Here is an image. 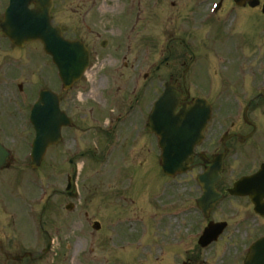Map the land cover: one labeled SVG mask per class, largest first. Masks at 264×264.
Here are the masks:
<instances>
[{
	"label": "rangeland",
	"instance_id": "rangeland-1",
	"mask_svg": "<svg viewBox=\"0 0 264 264\" xmlns=\"http://www.w3.org/2000/svg\"><path fill=\"white\" fill-rule=\"evenodd\" d=\"M210 4L211 3H208L207 0H55V7L53 11L54 16H56V22L59 23L65 30H67L69 33L74 32L75 36L78 38L81 35L84 37L89 47L93 49V59L99 61L100 64L103 61L105 64L108 62L106 59L108 58V53L117 56V61L127 60L130 63L140 62L139 59L143 53L148 55V59L146 58L147 60L145 59V61L141 60L142 63L140 64L151 67L153 64H158V58L160 60L161 57L167 56L169 54V50L165 52V46L170 39L169 35L173 33L178 34V28L180 27L182 21L187 19V17L193 16L200 22L202 17L206 14V12H208ZM225 14H220L219 18L221 16L223 18V15L225 16ZM134 21H137L138 26H142V28L145 29L146 34L137 35L128 30ZM124 27L128 28L125 30ZM140 29L141 27L139 28V31ZM188 34L189 33H185L186 36H188ZM246 34L251 36L253 32L248 33L246 31ZM141 36L143 37L142 42ZM223 37L224 34H221L219 39L211 41L215 43L216 47L222 48L232 44L234 34L225 36L224 38ZM104 40L109 42V46L105 49H102L99 43L103 42ZM149 45L152 49L154 46V50H149L147 52V47ZM128 48L132 49L129 55L127 54ZM122 50L127 57L126 59L119 58V56L122 54ZM161 50L164 52L161 53ZM35 51H37V48ZM170 52L172 53L173 57H171L169 61V67H181L182 63L178 58L179 54L175 53L172 48ZM38 55V53L30 54L29 60H27L26 64L31 66H34L35 64L36 68L41 70L44 68L38 67V65L43 64ZM209 58V54L201 56L199 59L200 63L196 70L197 81L203 83L204 86L211 84L210 74L208 72L201 74L205 67V62ZM185 60L187 64L188 59ZM137 64L138 63H135V65ZM99 67H97V70L100 69ZM170 70L171 69H166L164 74ZM237 80H239V77L230 80L228 83L232 84ZM31 81L33 84L38 83L39 78L37 76L32 77ZM55 82L56 81L53 74V85H55ZM224 93L225 95L222 98V102L227 105L228 108L220 111L215 123L216 130L221 129L223 126H226V124L229 123V120L234 117L235 106L237 103L242 101L239 97L240 92L237 91L234 85L227 86ZM77 94L78 91L76 89L70 91V93L67 94L68 107L75 110L76 112H78L80 109L78 107V103L75 101ZM108 99L110 98L108 97ZM27 106L28 105H26V108ZM79 122H83L80 117ZM134 125L135 120L128 124L126 129H134ZM104 126L105 123H102V127ZM81 130L84 131L86 129L84 128ZM126 132L127 131L125 130V133ZM76 136L84 142L85 153L83 154L82 159L86 161L90 159L87 161L86 166V172H89L95 169V164L93 161H91L92 156L86 154L89 150V146L96 140H93L92 136L89 140L86 136L84 137L82 133H77ZM138 138L139 136L134 137V139ZM253 148L247 155V158L250 161L260 154L264 155V140L260 141L255 146V150ZM146 159L149 160L148 154ZM237 165L241 166L240 164ZM237 165H231V169L233 171L235 170V174L239 172ZM243 166L246 167L247 164ZM39 172L40 171L38 170L35 172V174L33 173L32 178L35 181L38 180L37 183H48L49 180L57 176L56 174H53V172L45 174ZM37 173L39 174L36 176ZM187 178L188 177H184L182 181H186ZM104 179L106 181L103 180V184H111L109 179ZM33 180L27 181L32 182ZM92 183L93 182L91 181V186ZM85 184H89L88 178L85 179ZM38 186L39 184H37L35 187L38 188ZM43 187L48 188L50 191H52L51 188H54H49L47 185ZM104 187L105 185L102 186L101 184H97L92 190L93 194L84 191L80 202L82 204L78 205L83 209V213H88V218H91L92 221L85 220L84 218H87L86 216L83 217L82 221V218L77 217L76 212L69 213L65 211V208L63 207L65 198L61 193H54V197L52 196L49 206L47 207L48 214L46 221L55 220L57 215H54V207L62 205V208H60L58 214L60 217L57 221H54L59 223L56 225V228H49L47 226L44 229L40 228V232L42 234L49 235L50 242L51 240H56L54 245L51 246V250L44 256L43 260L40 262L36 261V264H135V258H143L144 245L141 238L142 233H140L138 241L134 240L133 247V244H131L133 240L132 238H137L139 232L129 227V234L125 235V231L127 232V228L125 226L126 223L122 221H125L128 216H133L132 218L140 216V214L147 216L148 204H146V194L144 193L145 200L142 199L143 196L140 198H136L134 196V204H125V206L124 204H121V202H118V205L114 206L110 194L103 192L99 195H94L102 192ZM6 189H11V186L6 187ZM33 189L34 186L30 187L28 192H26L25 186L22 185L19 193L17 195L14 194L13 199L11 198L12 196L10 194L6 195L7 198H11V206L9 207V218L6 219L5 222H7V224L11 227H16V230L21 237L19 238L21 242H31L30 245H27L28 247H32L37 244V248H34L32 252H35L36 255H40L41 249L45 248L47 245V238L41 237L40 241L35 240V238L38 236L39 230L31 227L30 222L33 224L35 219L31 221V210L25 207V202L32 193ZM55 189L62 190L60 182L56 184ZM40 193L41 190L38 188L35 194V200H37ZM3 202H5V196L2 201V208L4 209ZM40 205L42 204L37 203L36 207L38 210L42 208L38 207ZM3 209L0 215L1 221L5 220L6 218V213ZM94 220L101 222L103 227L101 232H98L92 228ZM37 221H39L38 217ZM67 223L69 224L66 225ZM2 227L3 225H0V231ZM120 227L122 228L120 229ZM60 229L61 232L59 233ZM130 233L132 234L131 236ZM127 235L131 238H127ZM129 239L130 241H128ZM131 247H137L132 253L134 256L128 255L130 254L128 252H131ZM117 250L120 255L117 253ZM125 252L127 254H123ZM120 256L123 258H120ZM166 263H168V261H166Z\"/></svg>",
	"mask_w": 264,
	"mask_h": 264
},
{
	"label": "water",
	"instance_id": "water-1",
	"mask_svg": "<svg viewBox=\"0 0 264 264\" xmlns=\"http://www.w3.org/2000/svg\"><path fill=\"white\" fill-rule=\"evenodd\" d=\"M32 2L35 4V8L29 10L28 6ZM52 7V0H15L9 16H23L17 17L14 23L16 32L14 35L18 39L22 38L23 42L32 39L41 40L46 45V50L55 56L57 64L62 71L69 73V80L72 82L77 76L75 75L77 66L79 63H86L87 55L79 46L69 47V49L62 51L60 32L51 29L50 25ZM21 31L25 34L19 36L18 32ZM55 48L57 52H59L60 48L58 54L55 53ZM62 52L67 54L61 55ZM78 71H80V68H78ZM178 104L177 95L172 91L168 101L156 110L157 115L164 117L161 126L157 128V133L164 139L163 158L167 173H175L189 161L197 139H199V135L208 119V115L204 114L201 104L184 110L180 115H175ZM42 136L43 138L41 139L44 145H40L41 153L44 152L47 145L45 133ZM0 157L1 161H3L5 156L0 152ZM178 158L181 160L180 163ZM260 253L264 255L263 250ZM258 258H260L259 255Z\"/></svg>",
	"mask_w": 264,
	"mask_h": 264
},
{
	"label": "flooded vegetation",
	"instance_id": "flooded-vegetation-1",
	"mask_svg": "<svg viewBox=\"0 0 264 264\" xmlns=\"http://www.w3.org/2000/svg\"><path fill=\"white\" fill-rule=\"evenodd\" d=\"M245 9L253 11L255 15V16H246L247 20H255L256 22H259V18L261 19L262 17H264V16H261L260 14V9H261L260 7L251 8L249 6H246ZM1 20H2V16H0V23H1ZM228 25L229 24L218 22L217 24L213 25V27H211L210 30L214 32H225L226 33V31L228 30L227 29ZM259 28H260V24H258L257 28L254 30L255 36L253 38H248V43L251 44L252 47H257L260 49L262 38L259 35V31H260ZM262 29L264 30V24H263ZM239 41H241V39H239ZM4 50H14V47L12 43L8 41V39L6 40L3 37L1 29H0V52ZM248 56H249L248 58H251L246 61L247 68L251 70L250 79L248 83L244 81L243 83L239 84V86H241V88L245 89L248 93H250L253 90V87H255L256 85L259 86V83L261 81L260 74L262 75V71H261L262 65L264 67V56L262 57L260 55V52L253 48L252 49L249 48ZM261 57H262V61H261ZM254 67H257L259 72L254 71L253 69ZM229 79L233 80L231 78ZM250 84L252 86H250ZM191 98H196V96L191 95ZM211 123L209 126H211ZM249 133H247L246 135H248ZM205 137H206L205 140L209 142L208 147L213 145L214 134L212 131L210 133V128H208V131ZM217 189L224 195V197L228 196L230 185L226 181L225 174H224V178L219 182ZM169 197L171 198L175 206H179L181 204L180 196L176 192L170 195ZM217 212L218 210L215 209V211L212 212L210 216L212 217L213 215H216ZM189 214H193L190 219V222H192L195 229L202 230L210 222V221H207L205 218H203L204 216L202 212L200 213L198 209H195L192 213H189ZM243 225L244 227L242 229H239L238 231H230L229 234L235 235L236 232L242 233L245 236V239L252 238V237L256 238L261 234L259 233L260 230L252 226L250 222H243ZM238 236H242V235H238ZM239 239L240 238L237 236L236 237L229 236L227 232L219 238L216 244L219 245V248H221V251H222L223 260L221 261V264H243L244 263V258L238 257L237 253H235L236 250L238 252L239 246L237 245V243ZM187 252L190 256L187 264H217L214 262V259L216 258V256H219V251L216 248H214V245H210V246H207L206 248H203L202 245H200L197 241H195L194 245H192L190 250Z\"/></svg>",
	"mask_w": 264,
	"mask_h": 264
}]
</instances>
